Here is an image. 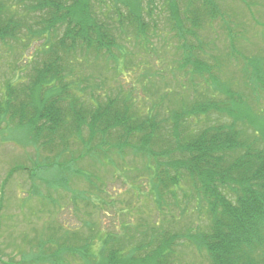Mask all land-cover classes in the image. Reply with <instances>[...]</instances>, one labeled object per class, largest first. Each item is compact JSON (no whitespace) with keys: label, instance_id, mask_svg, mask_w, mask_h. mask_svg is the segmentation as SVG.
<instances>
[{"label":"trees","instance_id":"16d2710c","mask_svg":"<svg viewBox=\"0 0 264 264\" xmlns=\"http://www.w3.org/2000/svg\"><path fill=\"white\" fill-rule=\"evenodd\" d=\"M155 1L145 6L144 0H0V48H33L24 56L27 68L0 86V124L28 125L37 147L52 159L47 167L62 171L87 156L111 163L112 151L123 159V149L145 159V171L152 175L149 196L163 224L159 217L148 224L141 218L130 233L123 228L126 236H103V264H178L184 238L204 255V264H264V133L250 136L238 127L246 117L241 110L248 107L246 100H236L230 84H216L224 98L201 94L164 112L163 102L155 101L141 112L129 93L105 89L104 78L83 73L99 62L119 73L125 57L120 41L132 31L147 42L145 16L152 15ZM162 1L167 24L185 45L182 67L207 75L206 86L215 82L223 61L216 55L211 63L197 59L187 41L201 48L205 41L197 34L219 18L218 5ZM210 112L230 121L205 124ZM192 124L199 127L191 130ZM74 172L88 171L75 166ZM180 199L205 206L204 229L177 226L172 209L179 208ZM179 211L181 217L186 212Z\"/></svg>","mask_w":264,"mask_h":264},{"label":"rangeland","instance_id":"374dc122","mask_svg":"<svg viewBox=\"0 0 264 264\" xmlns=\"http://www.w3.org/2000/svg\"><path fill=\"white\" fill-rule=\"evenodd\" d=\"M214 1L222 13L197 34L205 43L199 49L194 40L187 41L193 45L197 59L211 63L210 56L216 55L223 61L220 73H216L218 77L208 86L202 83L207 75L199 77L191 67H182L185 45L167 24V7L162 0H156L152 15L145 16L149 24L147 42L135 37L132 31L120 41L125 53L119 64L122 74L103 62L89 64L83 73L104 78L105 89L129 93L141 112L155 101L163 102L160 109L164 112L178 107L177 103L191 104L201 94L224 98L226 95L214 87L230 84L232 96L246 100L248 105L240 107L246 117L238 127L250 136L263 134L264 0ZM148 2L144 0L145 6ZM6 50L1 46L0 86L11 74L16 77L26 69L24 56L33 53V48L24 52L20 44L14 52ZM205 118L204 123L210 125L230 121L215 112ZM205 118H199V126ZM199 126L192 124L190 129ZM37 146L28 125L0 124V264H103V236H126L123 228L127 227L130 233L141 218L148 224L159 217L163 224L149 196L152 175L146 173L143 157L134 156L127 149H123V159L112 151L111 163L92 162L84 157L75 166L91 173L88 180V172L77 176L71 164H65V171L47 167L52 159L45 158L49 155ZM179 202V208L172 209L177 226L204 229L208 220L205 206L199 208L194 200ZM181 208L186 211L182 217ZM89 238L93 244L88 246ZM182 241L185 245L179 247L178 264L207 262L193 248L194 243L187 244L186 238ZM84 255L92 259L85 261Z\"/></svg>","mask_w":264,"mask_h":264}]
</instances>
